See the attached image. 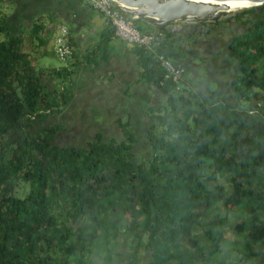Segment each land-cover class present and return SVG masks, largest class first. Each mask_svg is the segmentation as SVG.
Returning <instances> with one entry per match:
<instances>
[{"label": "trees", "instance_id": "obj_1", "mask_svg": "<svg viewBox=\"0 0 264 264\" xmlns=\"http://www.w3.org/2000/svg\"><path fill=\"white\" fill-rule=\"evenodd\" d=\"M7 1L0 0V264H264V2L237 12L246 28L225 43L235 62L230 98L196 84L177 88L156 58L163 53L185 73L191 42L214 45L222 19L190 24L204 30L185 39L135 19L161 37L156 52L138 50L144 78L167 94L149 108L138 148L129 121L121 136L97 132L79 143L63 139L62 124L39 125L70 99L48 83L73 69L39 63L55 52L51 34L38 21L21 29Z\"/></svg>", "mask_w": 264, "mask_h": 264}, {"label": "crops", "instance_id": "obj_2", "mask_svg": "<svg viewBox=\"0 0 264 264\" xmlns=\"http://www.w3.org/2000/svg\"><path fill=\"white\" fill-rule=\"evenodd\" d=\"M7 3L12 12H17L21 29H29L34 21L45 25L46 32L51 34L48 48L53 51L58 26L68 29L72 53L62 66H71L73 71L66 79L50 80L48 84L55 93L65 89L70 99L59 108L45 112L39 125L62 124L65 131L75 132L79 143L97 132L103 133L105 138L121 136V125L129 121L139 138L137 147L143 145L150 123L148 110L164 101L167 94L144 78L141 51L115 36L108 19L81 0H10ZM141 22L145 29L157 27L147 18H142ZM193 23L177 20L165 27L176 34L183 33L185 39L187 32H203L204 29L192 27ZM215 31L218 32V28L212 35ZM199 37L204 38L202 33ZM211 41L214 43L213 39ZM199 42L190 44L189 60L195 70V59L207 58L204 50L211 52L209 56L221 51L220 48L213 51V45L204 48ZM52 55L57 56L55 52ZM231 61L225 50L207 64L211 78L219 81L217 92H224L229 98L232 97L229 80L235 72ZM43 66L50 67L48 63ZM183 76L182 81L186 80L184 73ZM209 86L203 80L197 88L208 93Z\"/></svg>", "mask_w": 264, "mask_h": 264}, {"label": "water", "instance_id": "obj_3", "mask_svg": "<svg viewBox=\"0 0 264 264\" xmlns=\"http://www.w3.org/2000/svg\"><path fill=\"white\" fill-rule=\"evenodd\" d=\"M118 8L137 17H145L157 26L165 27L174 21L198 22L217 20L228 12L223 8L264 0H117ZM258 4V5H259Z\"/></svg>", "mask_w": 264, "mask_h": 264}, {"label": "built area", "instance_id": "obj_4", "mask_svg": "<svg viewBox=\"0 0 264 264\" xmlns=\"http://www.w3.org/2000/svg\"><path fill=\"white\" fill-rule=\"evenodd\" d=\"M95 10L104 14L112 25L115 36L135 45L138 48H155L160 43V38L152 32H143L135 26L133 19L128 18L120 9L116 0H82ZM56 55L65 60L72 53V47L68 39V29L64 25L58 26V33L54 37ZM157 61L164 69L166 77L173 82H178L183 73V67L170 57L163 54L156 56Z\"/></svg>", "mask_w": 264, "mask_h": 264}, {"label": "rangeland", "instance_id": "obj_5", "mask_svg": "<svg viewBox=\"0 0 264 264\" xmlns=\"http://www.w3.org/2000/svg\"><path fill=\"white\" fill-rule=\"evenodd\" d=\"M3 4H5V2L2 1ZM242 8H246V7H241V8H237L234 10H228V12L226 14H224L223 16L219 17L218 19H222L223 21L217 25L218 28V32L215 31V33L212 35V37L210 38V40L213 39L214 41V49L213 51L216 50V48H220V52L222 53V51H225L224 46L225 43L232 37V35H234L235 33H240L242 31L245 30L246 26H236V20H243L241 17H235L237 15V12L239 10H241ZM10 12H12L13 10L9 9ZM225 17V18H223ZM235 17V18H234ZM230 21H235L232 22L231 24L227 25L226 27H224V25L227 24V22ZM175 22V21H174ZM173 23V22H172ZM171 23V24H172ZM170 25V24H169ZM222 27V28H220ZM235 32V33H233ZM205 38V37H204ZM209 39V38H208ZM217 41V42H216ZM49 47L51 46V42L48 45ZM224 49V50H223ZM205 55H207V58H203L202 60H200L199 58L195 59L196 62V70L195 67L191 66V64H185V79L182 82H180V86L181 87H185V88H189L190 83L192 84H196V85H200L201 82L204 80L205 83H208L210 86V89L213 91H217V86H219V81L216 80L215 78H211V73L209 72L208 68H207V64L208 61L213 57V56H219L220 52H215L213 55L210 54V56L208 55V53L211 52H207L206 50H204ZM207 53V54H206ZM209 56V57H208ZM204 62V63H203ZM39 63L41 65L43 64H49L50 67H54L57 65H65L67 64L66 60L60 59L59 57L52 55V54H48L45 56L40 57L39 59ZM232 64H235V62L232 60L231 61ZM184 79V76H183ZM224 93V92H223ZM45 125H41L42 127H45ZM28 130V129H27ZM75 132L71 131V132H65L62 134V137L64 140L69 141L70 143H77V140L79 138H76V135L74 134Z\"/></svg>", "mask_w": 264, "mask_h": 264}, {"label": "bare ground", "instance_id": "obj_6", "mask_svg": "<svg viewBox=\"0 0 264 264\" xmlns=\"http://www.w3.org/2000/svg\"><path fill=\"white\" fill-rule=\"evenodd\" d=\"M82 1V0H81ZM117 1V0H116ZM84 2V1H83ZM84 3H86V2H84ZM119 3V2H118ZM86 4H88V3H86ZM259 3H257V2H252V3H247V4H243V5H241V6H238V7H233V8H223L224 10H234V9H237V8H241V7H251V6H255V5H258ZM89 6H90V4H88ZM118 5H120V3L119 4H116V7L118 8ZM91 7V6H90ZM92 8V7H91ZM94 9V8H93ZM118 9H120V8H118ZM95 10V9H94ZM121 10V9H120ZM97 11V10H96ZM128 18H131V19H133V22H134V24H135V19L136 18H145V17H137L136 15H133V14H128V13H126L125 11H123V10H121ZM97 12H99V11H97ZM100 13V12H99ZM102 14V13H101ZM104 15V14H103ZM105 16V15H104ZM106 17V16H105ZM107 18V17H106ZM108 19V18H107ZM109 21V20H108ZM110 23V22H109ZM110 25H111V23H110ZM112 26V25H111ZM136 27H137V25H135ZM139 28V27H138ZM113 29V28H112ZM140 29V28H139ZM141 31H143L142 29H140ZM114 32V31H113ZM143 32H152V33H155V34H157L156 32H154V31H143ZM57 33H58V30H57ZM57 33H56V35H57ZM55 35V36H56ZM158 36H159V34H157ZM54 36V37H55ZM159 38H160V43H159V45L157 46V47H155V48H147L146 50H148V51H150V52H156V50L159 48V46L161 45V37L159 36ZM69 39V38H68ZM70 43V42H69ZM135 46V45H134ZM136 47V46H135ZM138 48V47H137ZM54 50H55V46H54ZM55 54H56V52H55ZM159 54H163V53H156V56H158ZM164 55V54H163ZM166 56V55H165ZM58 57V56H57ZM67 59V58H66ZM65 59V60H66ZM177 63H179V62H177ZM179 64H181V63H179ZM182 65V64H181ZM182 67H183V65H182ZM164 70V69H163ZM183 73H184V67H183ZM183 73H182V76H181V78L179 79V81L178 82H174L175 84H178L177 85V88H179L180 87V82L182 81V77H183ZM172 81V80H171ZM173 82V81H172Z\"/></svg>", "mask_w": 264, "mask_h": 264}, {"label": "flooded vegetation", "instance_id": "obj_7", "mask_svg": "<svg viewBox=\"0 0 264 264\" xmlns=\"http://www.w3.org/2000/svg\"><path fill=\"white\" fill-rule=\"evenodd\" d=\"M223 18H225V17H223ZM232 22H235V21H232ZM231 21H230V23H229V21L227 22V24H226V26L227 25H229V24H231L232 23ZM230 26V25H229ZM236 26H242L241 24H239L238 22H236ZM233 33H235V32H233ZM236 34V33H235ZM232 38V37H231ZM231 40V39H230ZM230 40H229V42H230Z\"/></svg>", "mask_w": 264, "mask_h": 264}]
</instances>
